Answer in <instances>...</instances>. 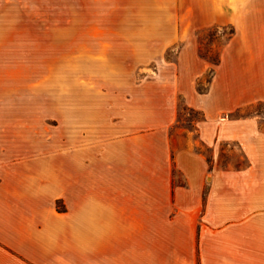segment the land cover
Wrapping results in <instances>:
<instances>
[{"label":"crops","instance_id":"0c3cea01","mask_svg":"<svg viewBox=\"0 0 264 264\" xmlns=\"http://www.w3.org/2000/svg\"><path fill=\"white\" fill-rule=\"evenodd\" d=\"M183 6L209 13L193 29H234L207 94L195 92L207 67L194 46L193 68L179 74V92L207 116L199 133L211 145L217 112L264 103V0ZM143 105L83 113L80 147L71 137L63 158L33 148V159L0 164V264H264V137L256 163L225 170L171 131L174 100ZM222 124L227 139L231 124Z\"/></svg>","mask_w":264,"mask_h":264},{"label":"rangeland","instance_id":"374dc122","mask_svg":"<svg viewBox=\"0 0 264 264\" xmlns=\"http://www.w3.org/2000/svg\"><path fill=\"white\" fill-rule=\"evenodd\" d=\"M183 2L0 0V164L33 159V148L63 158L71 137L80 147L82 114L94 108L115 102L155 106L169 99L178 107L171 131L194 141L211 165L240 172L256 163L263 102L217 112L211 127L216 140L201 141L207 116L179 92V74L193 68L188 48L194 46L207 67L193 78L195 92L207 94L234 29H193L198 15L204 21L209 13L191 12ZM225 121L231 124L227 139ZM57 209L63 210L60 202Z\"/></svg>","mask_w":264,"mask_h":264}]
</instances>
